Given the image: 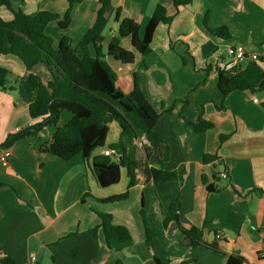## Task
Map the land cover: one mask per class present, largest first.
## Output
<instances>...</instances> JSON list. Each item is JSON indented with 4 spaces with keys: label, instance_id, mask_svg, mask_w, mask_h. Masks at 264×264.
Segmentation results:
<instances>
[{
    "label": "crops",
    "instance_id": "1",
    "mask_svg": "<svg viewBox=\"0 0 264 264\" xmlns=\"http://www.w3.org/2000/svg\"><path fill=\"white\" fill-rule=\"evenodd\" d=\"M157 5L164 6L173 21L158 26L151 52L138 55L130 40L123 39L122 47L135 53V61L106 60L123 92L134 89L138 76L150 104L161 114L156 130L170 150L169 161L150 160L148 164L176 172L177 177L156 186L139 172L127 200L101 202L127 191L126 170L122 169L119 183L103 188L81 155L65 161L45 151L56 131L48 126L37 136L16 142L10 148L9 161H0V264H22L32 254L37 255V264H157V260L161 264H227L225 255L183 245L178 229L172 224L165 228L163 205H176L182 224L202 229L205 242L217 241L228 254L244 257L247 264H264L260 254L264 236V90L258 85L255 92L236 90L223 96L218 87L220 71L228 78L240 73L250 83L262 79L264 0H194L178 12L173 0H111L104 48L118 35L125 18L138 20L143 36ZM100 7V0L74 4L70 24L62 28L60 22L70 8L68 0H12L14 10L28 15L45 11L59 16L45 30L56 47L63 37H69L73 45L81 41ZM117 9H121L118 22ZM206 17L209 28L226 26L231 38L210 34L204 24ZM13 18L11 10L0 6V20ZM240 46L247 58L236 68L222 70V63L233 62L231 49ZM251 55H257V60ZM0 65L10 73V90L0 92L2 145L8 135L33 123L29 105L34 95L23 88L27 77L39 75L48 83L51 74L42 65L27 71L13 56L0 55ZM201 115L213 127L198 134L187 121L196 122ZM71 117L63 111L60 125ZM120 134L119 124L111 123L107 146L116 143ZM134 143L138 160L145 162L148 141L142 138ZM107 146L93 155L104 154ZM205 155H215L218 160L205 163ZM208 186L218 191H209ZM97 214L111 215L114 225L126 227L130 241L110 248ZM96 227L94 234L91 231Z\"/></svg>",
    "mask_w": 264,
    "mask_h": 264
},
{
    "label": "trees",
    "instance_id": "2",
    "mask_svg": "<svg viewBox=\"0 0 264 264\" xmlns=\"http://www.w3.org/2000/svg\"><path fill=\"white\" fill-rule=\"evenodd\" d=\"M24 1V0H23ZM82 0H68L70 8L64 20L60 22L62 28L70 24V9ZM194 0H173L176 12L182 7L192 4ZM101 7L97 12V19L85 36L76 45L69 37H63L56 47L51 36L46 34L47 25L59 18L50 12H38L28 15L22 10L12 8V0H0V6H6L12 11L11 21L0 20V55L13 56L22 62L27 71L37 65L44 66L51 74V80L44 83L41 76L30 74L23 84L24 90L34 95L29 105V114L33 123L7 136L0 145V149H10L16 142L35 137L48 126H54L56 131L45 149L52 157L65 161L81 155L91 168L95 180L103 188L119 183L121 171L125 169L129 179L125 193L100 199L104 203L127 200L129 191L137 184V174L142 172L146 182L154 185L171 181L177 177L176 172L165 171L149 166L150 160L160 163L169 161L170 150L168 144L156 130L161 114L150 104L141 88L139 78L135 75L134 89L125 93L116 86L117 74L109 65L106 57H111L123 64H132L135 53L122 47L123 39H129L136 54L146 56L151 52V45L160 24H170L173 16H167L166 9L157 5L143 36L140 35L141 24L138 20L125 18L121 20L118 35H116L105 49L104 31L108 25L106 10L111 0H100ZM121 9H117L115 20L120 21ZM204 24L213 36L230 39L228 27L216 29L208 27V18ZM10 73L0 65V92L9 89ZM264 90V75L258 83H250L240 74L232 78L220 71L218 87L223 96L236 90H251L255 87ZM188 103L187 99L184 101ZM63 111L72 114L71 119L60 125V115ZM118 123L121 128L120 138L116 143L107 146V137L111 123ZM188 124L193 130L202 134L213 127V124L201 115L196 122ZM145 138V162L137 158L135 140ZM224 136L221 140H225ZM115 150L120 153L119 160L104 154L93 155L97 149ZM218 160L215 155H205V163ZM207 183V179L203 178ZM209 191H218L208 186ZM158 197L161 195L158 192ZM164 206L166 217L164 226L170 224L178 229L184 237L183 245L195 249L204 247L212 252L225 255L227 264H247L241 255L228 254L215 241L207 243L203 239V231L198 227H186L182 224L177 206ZM101 220L105 239L110 248L115 244L127 243L131 239L129 230L124 226L112 223V216L97 214ZM98 228L91 232L97 234ZM150 239L147 230V240ZM157 264H161L157 260Z\"/></svg>",
    "mask_w": 264,
    "mask_h": 264
},
{
    "label": "built area",
    "instance_id": "3",
    "mask_svg": "<svg viewBox=\"0 0 264 264\" xmlns=\"http://www.w3.org/2000/svg\"><path fill=\"white\" fill-rule=\"evenodd\" d=\"M230 55L231 57L233 58V62L226 65L224 63H222L220 65V68L222 70H228V69H232V68H236V66L238 65V63H240L241 61L245 60L247 58V54L244 50V48L242 46L240 47H237V48H232L231 51H230ZM251 58L253 60H257V55H251ZM254 102L255 103H259V100L258 99H254ZM104 155H107V156H112L114 157L115 159L119 160V157H120V153L118 151H115V150H109V149H106L104 150ZM11 157V151L10 149H4L0 152V161L2 163H7L9 161ZM225 176V175H224ZM220 234H218L216 237L218 239H220ZM262 242H263V247L262 249L260 250V254L262 256H264V236L262 237ZM3 257V254L0 253V260L2 259ZM38 263V257L36 254H32L25 262H23L22 264H37Z\"/></svg>",
    "mask_w": 264,
    "mask_h": 264
},
{
    "label": "water",
    "instance_id": "4",
    "mask_svg": "<svg viewBox=\"0 0 264 264\" xmlns=\"http://www.w3.org/2000/svg\"><path fill=\"white\" fill-rule=\"evenodd\" d=\"M262 107H264V102L261 103Z\"/></svg>",
    "mask_w": 264,
    "mask_h": 264
}]
</instances>
